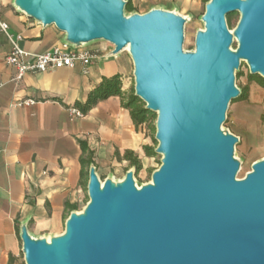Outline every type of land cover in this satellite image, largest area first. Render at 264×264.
<instances>
[{"label": "water", "instance_id": "95a60500", "mask_svg": "<svg viewBox=\"0 0 264 264\" xmlns=\"http://www.w3.org/2000/svg\"><path fill=\"white\" fill-rule=\"evenodd\" d=\"M126 0H13L74 49L98 42L126 52L135 97L156 114L161 166L139 187L136 168L102 182L91 165L88 203L63 234L34 236L25 222V264H264V160L237 179L240 139L223 130L245 63L264 79V0H210L195 50L185 52L189 17L151 9L126 12ZM240 20L232 33L228 17ZM237 43V49L232 46Z\"/></svg>", "mask_w": 264, "mask_h": 264}, {"label": "crops", "instance_id": "0c3cea01", "mask_svg": "<svg viewBox=\"0 0 264 264\" xmlns=\"http://www.w3.org/2000/svg\"><path fill=\"white\" fill-rule=\"evenodd\" d=\"M181 1L189 10L196 0ZM0 16L11 34L22 36L20 47L28 52L44 54L66 45L55 26L28 18L13 0H0ZM92 49L99 53L88 66L76 63L17 80V70L7 63L12 44L0 30V264L22 261L23 223L29 222V232L37 237L61 231L71 212L68 206L79 208L87 198L90 159L98 174L107 175L131 168L128 152L141 162L149 158L144 150L151 146L148 130L135 125L120 97L101 101L82 118L72 113L81 112L79 105L105 78L121 76L128 92L130 57H107L112 50L108 44ZM27 101L35 104L25 105Z\"/></svg>", "mask_w": 264, "mask_h": 264}, {"label": "rangeland", "instance_id": "374dc122", "mask_svg": "<svg viewBox=\"0 0 264 264\" xmlns=\"http://www.w3.org/2000/svg\"><path fill=\"white\" fill-rule=\"evenodd\" d=\"M133 4L137 8L139 14H146L151 9H163L168 11L177 12L178 14L189 17V21L185 25L184 30V44L183 49L185 52H192L195 50L196 35L199 31L204 30V23L202 16L205 13V3L203 0H196L192 3L189 10L184 6L183 2L176 0H134ZM188 11V12H187ZM131 16L132 14H126ZM240 20L238 14H234L231 19L228 18V26L233 33ZM108 44L106 42H98L96 45ZM233 50L237 49V43L232 46ZM129 56L126 52L122 53ZM240 72L242 76L237 75L236 85L239 89H247L248 97L244 100L234 101L229 108L227 120L223 125V130L230 132L239 137L240 142L236 146L235 157L240 162L241 168L237 175V179L242 180L245 176L252 171L254 163L264 160V89L256 82L249 79V68L243 63ZM129 86L128 92L134 89L133 73L128 76ZM156 122V121H155ZM155 122L153 123L155 125ZM148 130V129H147ZM156 132H150V145L155 149L158 143L154 142ZM162 156L155 155L142 160L143 169L139 172L136 171L135 180L139 187L146 185L152 181V174L161 166ZM131 168H117L107 175H100L102 182L107 178L114 181L122 180L127 171ZM87 198L79 206L78 212H82L87 205ZM65 230V223L61 231L57 234H43L42 236L51 237V235L63 234ZM18 264H25L24 256L22 261Z\"/></svg>", "mask_w": 264, "mask_h": 264}, {"label": "trees", "instance_id": "16d2710c", "mask_svg": "<svg viewBox=\"0 0 264 264\" xmlns=\"http://www.w3.org/2000/svg\"><path fill=\"white\" fill-rule=\"evenodd\" d=\"M128 4L126 6L127 13H135L138 12L137 8H135L133 1L134 0H126ZM210 0H203L206 4ZM233 15H230L228 18L231 19ZM238 76H242V73L239 72ZM250 81L256 82L260 87L264 89V79L259 76H251L249 75ZM111 97H120L123 102V107L130 111L131 117L137 127H146L150 132H155V125L153 124L157 116L156 114L146 110L145 104L135 97L134 89L130 92L123 91V85L121 81V76H115L113 78H105L103 79L101 85L93 90L88 97V100L85 104L79 105L82 114H87L94 107H96L101 101L107 100ZM248 97L247 89H242V95L238 100H244ZM237 100V101H238ZM154 142L156 143L155 139ZM83 150L86 152L87 148L84 143H82ZM147 157H153L156 155L155 148L153 146H146L144 148ZM126 160H128L131 164V168H136L137 172L143 169L142 162L134 157L132 152H128L126 154ZM85 163V160H83ZM88 164L95 165L93 160L90 159ZM68 208L72 211H77L78 206H68ZM70 212V213H71Z\"/></svg>", "mask_w": 264, "mask_h": 264}, {"label": "built area", "instance_id": "2783aa9c", "mask_svg": "<svg viewBox=\"0 0 264 264\" xmlns=\"http://www.w3.org/2000/svg\"><path fill=\"white\" fill-rule=\"evenodd\" d=\"M0 30L6 34L12 44V52L7 57V63L17 70V80H21L27 73H44L62 68H72L76 63L88 66L99 53L92 49V45L80 49L59 45L47 53L34 54L20 47L22 36L11 34L9 24L1 16ZM111 48L113 49V46ZM24 104L30 106L35 102L27 101ZM72 113L78 118L83 117V114L77 109L72 110Z\"/></svg>", "mask_w": 264, "mask_h": 264}]
</instances>
